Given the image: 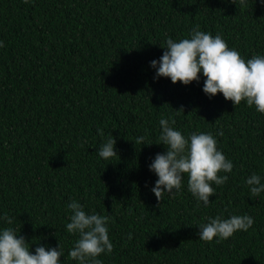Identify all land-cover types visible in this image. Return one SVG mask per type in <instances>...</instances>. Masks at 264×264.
Wrapping results in <instances>:
<instances>
[{"label": "trees", "instance_id": "16d2710c", "mask_svg": "<svg viewBox=\"0 0 264 264\" xmlns=\"http://www.w3.org/2000/svg\"><path fill=\"white\" fill-rule=\"evenodd\" d=\"M197 25L245 60L264 56L262 0H0V229L17 230L33 254L60 243L61 264H78L69 257L78 236L66 230L74 200L111 218L102 264H264V193L252 197L246 183L253 173L264 183V114L209 98L202 72L185 86L151 67L168 38H190ZM161 118L185 138L211 133L233 163L207 206L187 176L158 206L149 165L166 151ZM109 136L118 156L106 161L98 150ZM233 215L251 216L252 228L199 240L208 218Z\"/></svg>", "mask_w": 264, "mask_h": 264}, {"label": "clouds", "instance_id": "9594fccd", "mask_svg": "<svg viewBox=\"0 0 264 264\" xmlns=\"http://www.w3.org/2000/svg\"><path fill=\"white\" fill-rule=\"evenodd\" d=\"M28 2L24 0V3ZM231 2L236 4V0ZM239 4L245 6L246 0H239ZM3 47L4 43L0 41V48ZM162 48L165 51L160 60L151 62L157 79L170 78L173 84L188 86L198 82L202 72L206 78L203 92L209 98L223 94L235 107L246 102L247 106H255L257 112L264 114V56L253 55L251 59L245 60L237 50L229 48L220 34L213 36L201 31L199 25L192 30L190 38L179 41L168 38L166 47ZM180 112L184 113V109L176 110L177 114ZM174 124V119L171 123L165 118L159 121L162 131L157 145H163L166 151L158 153L149 165L150 171L158 177L151 191L161 207L164 194L174 196L180 193L182 182L187 176L188 190L198 202L202 201L207 206L214 195L212 185L220 186L227 182L228 176L220 174L231 173L233 163L218 150L217 141L211 133H193L185 138L171 126ZM98 132L103 137V131L98 129ZM145 139L138 137L136 143L151 146L144 143ZM116 143V139L109 136L98 150L99 157L107 161L118 156ZM246 183L252 197L264 193V183L259 175L253 173ZM67 208L71 215L66 230L78 236L69 251L70 259L78 261V264H102L98 257L113 251L107 227L111 218L96 213L88 214L74 200ZM2 219L8 225L13 223L7 214ZM208 220V223L199 227V240L204 242H212L217 237V242L227 240L239 231L247 232L254 224L249 215H233L229 219L217 216ZM128 238H132L131 234ZM29 244L14 228L0 229V264H61L63 251L60 243L58 249L36 247L35 254Z\"/></svg>", "mask_w": 264, "mask_h": 264}]
</instances>
